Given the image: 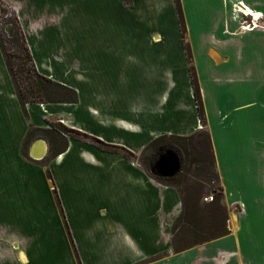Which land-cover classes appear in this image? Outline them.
<instances>
[{"label": "crops", "instance_id": "obj_1", "mask_svg": "<svg viewBox=\"0 0 264 264\" xmlns=\"http://www.w3.org/2000/svg\"><path fill=\"white\" fill-rule=\"evenodd\" d=\"M5 1L18 16L38 71L77 91L79 102L30 103L26 115L0 48V264L196 261L194 248L175 253L172 247L180 193L152 177L140 156L160 137H189L206 130L225 202L226 183L244 177L243 164L264 165L256 133H239L241 120L248 114L255 118L257 106L261 120L264 101L256 78L264 70L248 68L246 53H238L236 67L219 66L229 57L218 48L226 36L236 41L262 31L242 28L232 34V6L252 10L257 19L264 8L257 1L220 0V29L216 35L201 33L209 44L203 56L217 96L212 102L206 72L197 70L198 54L188 43L195 36L194 4L202 0H180L185 35L176 0H132L131 6L124 0ZM202 16L206 19L205 12ZM186 43L199 81L204 127ZM115 53H121V61ZM232 85L234 90L227 91ZM246 95L250 100L245 102ZM213 120L226 140L222 152L210 127ZM56 127L88 138H66ZM31 128L39 132L31 138L26 157ZM38 139L49 147L39 161L29 154ZM92 139L126 149L133 157L103 149ZM219 264L227 261L220 259Z\"/></svg>", "mask_w": 264, "mask_h": 264}, {"label": "rangeland", "instance_id": "obj_2", "mask_svg": "<svg viewBox=\"0 0 264 264\" xmlns=\"http://www.w3.org/2000/svg\"><path fill=\"white\" fill-rule=\"evenodd\" d=\"M219 1L202 0L194 4L191 24L195 36L192 38L193 43L188 41L193 54H198L194 65L203 74L206 72L203 76L204 81L210 87L212 102L216 101L214 99L217 96L213 91L208 74L210 64L203 56L204 53H207L209 44L204 38L202 39L201 33L209 30L213 35H216L220 29L216 21L218 14L223 11V9H219L221 3ZM251 1H257L259 7L264 8V0ZM225 2L227 3V0ZM239 9L234 6L231 8L230 32L232 34L242 33L244 27L254 28L252 24L254 18L251 15L245 16ZM4 10L12 11L5 0H0V29L4 28L3 21L9 17L4 15ZM202 12L206 13V19H203ZM256 25L258 26L257 30L264 31V16L256 21ZM9 30L8 27L7 32ZM262 31L239 36L235 38L236 41L233 40L234 38L224 37L223 43L218 48L220 52L228 53L229 61L222 62L223 64H219V66L227 69L236 67L239 65L238 53H246L245 58V54L242 55L248 68L252 66V68L257 67L264 70V32ZM115 54L121 61V53ZM257 76L259 77V75ZM256 80L262 86L264 101V74H261ZM227 88V91H233L235 86H227ZM243 99L245 102L250 100L248 95L243 96ZM256 109L255 118L249 114L243 117L239 133L243 134L245 131L256 133L257 139L261 143L257 146L259 149H264V145H262L264 142V111L260 120L258 112L260 107L257 106ZM210 127L222 152L227 146L224 134L215 126L214 120ZM204 132L206 130L199 132L192 141V146L187 147L189 155L179 186L181 206L176 217V219L178 217L181 219L175 231L173 228L176 219L172 225L171 242L174 241L178 247L184 248L186 251L190 248L195 249L194 254L197 260L191 264H219L220 259L227 261V264H264V165L262 162H258V166L248 162L243 164L244 177L235 178L232 182L226 183L225 195L228 204L223 195L221 203L224 208L212 206L214 199L221 196L223 190L205 142ZM30 140L26 141L24 153L29 151ZM148 155L149 152L145 151L144 155L140 156L145 165H148L146 159ZM226 231L228 234L223 236Z\"/></svg>", "mask_w": 264, "mask_h": 264}, {"label": "trees", "instance_id": "obj_3", "mask_svg": "<svg viewBox=\"0 0 264 264\" xmlns=\"http://www.w3.org/2000/svg\"><path fill=\"white\" fill-rule=\"evenodd\" d=\"M124 1H125L126 6L132 5V0H124ZM176 5H177L179 17H180V22L182 25V31H183V34L185 35L186 25L184 21L181 1L176 0ZM4 15L9 16V17H7L5 21H3L2 25L4 26V28L0 29V48L4 55L8 71L12 78L18 99L24 109L25 114L27 115L26 105L30 103H41V104L43 103H46V104H55V103L76 104L78 103L79 96H78L77 91L42 75L38 71L36 64L34 62L32 53L27 45L26 36L20 26V22H19V19L16 13L12 11L6 12V10H4ZM8 27L12 31L11 35L8 34L7 32ZM186 50H187V58L190 63V72H191L192 83L194 87L195 99H196L199 114H200V119H201L202 124H205L204 109H203L202 97H201V92H200V87H199V81L197 78L195 66L193 65V56H192L191 48L187 43H186ZM60 130H62V132L64 133H67L69 136L78 137V138H88L85 134H82L74 130H70L68 128L64 129V131L63 129H60ZM37 132L39 131L34 128H31L28 133L27 140H30L31 138H33ZM204 133L206 136L205 142L207 144V148L210 151V154H211V157L214 163V158H213V154L211 150L212 149L211 138L208 132H204ZM196 135L197 134L189 136V137H173V138L160 137L154 140L150 144L149 148L146 150V152L147 151L149 152V155L146 157L147 164L149 166L146 165V167L150 170L151 164L154 163L158 159L159 153L161 152V150L170 148L180 154V157L182 159V171L179 175L173 178H157L151 174L152 177H154L156 180H158L160 183L166 186L177 189V191L180 193L179 186L182 180V174L185 172V164H187V159L189 155L187 147L192 146V141L194 140ZM92 140H94V142L103 149L122 152L128 158L133 157L132 153H130L126 149L124 150L123 148H120L117 146L107 145L98 139H92ZM26 144L27 143H25L24 148L26 147ZM67 145H68V140L65 144V148L67 147ZM24 156L27 157L26 153H24ZM48 176L49 178H51L50 173H48ZM222 199H223V193L221 196H217L214 199L212 206L216 208H222L223 207L221 203ZM58 203H59L61 212L64 215L59 200H58ZM180 219H181L180 217L176 219L173 231L177 229ZM227 234H228V231H226L223 234V236ZM172 247L175 253H179L185 250L184 248L178 247L174 241L172 242Z\"/></svg>", "mask_w": 264, "mask_h": 264}, {"label": "water", "instance_id": "obj_4", "mask_svg": "<svg viewBox=\"0 0 264 264\" xmlns=\"http://www.w3.org/2000/svg\"><path fill=\"white\" fill-rule=\"evenodd\" d=\"M12 34V31H8ZM49 151L48 143L44 139L36 140L30 148V157L34 160L44 159ZM182 171L180 154L173 149H162L158 159L151 164L150 172L157 178H173Z\"/></svg>", "mask_w": 264, "mask_h": 264}, {"label": "bare ground", "instance_id": "obj_5", "mask_svg": "<svg viewBox=\"0 0 264 264\" xmlns=\"http://www.w3.org/2000/svg\"><path fill=\"white\" fill-rule=\"evenodd\" d=\"M234 5H235V4H234ZM238 9H239V8H238ZM239 11H240V12H245V13H247L248 15H252L255 19H257V18L259 17L258 14L254 13L252 10H249V9L247 10V9H243V8H242V9H239ZM243 14H244V13H243ZM258 20H259V19H258ZM252 24H253V23H252ZM244 28H245V29H249V30L252 29V28H249V27H244ZM244 28H243V29H244ZM255 28H258V26L256 25Z\"/></svg>", "mask_w": 264, "mask_h": 264}, {"label": "built area", "instance_id": "obj_6", "mask_svg": "<svg viewBox=\"0 0 264 264\" xmlns=\"http://www.w3.org/2000/svg\"><path fill=\"white\" fill-rule=\"evenodd\" d=\"M244 13V15L245 16H249L247 13H245V12H243ZM252 16V15H251ZM254 18V17H253ZM256 21H258V19H255L254 18V23H253V25H254V27L256 26ZM249 28H251V26L249 27ZM62 135H64L66 138H68L69 137V135L67 134V133H64V132H62L60 129H57Z\"/></svg>", "mask_w": 264, "mask_h": 264}]
</instances>
